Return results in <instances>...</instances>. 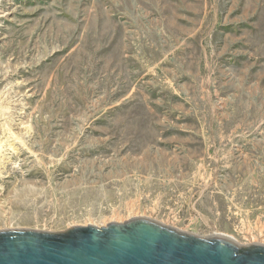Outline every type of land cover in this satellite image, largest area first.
<instances>
[{
    "label": "rangeland",
    "instance_id": "1",
    "mask_svg": "<svg viewBox=\"0 0 264 264\" xmlns=\"http://www.w3.org/2000/svg\"><path fill=\"white\" fill-rule=\"evenodd\" d=\"M0 11V231L143 217L264 245V0Z\"/></svg>",
    "mask_w": 264,
    "mask_h": 264
},
{
    "label": "water",
    "instance_id": "2",
    "mask_svg": "<svg viewBox=\"0 0 264 264\" xmlns=\"http://www.w3.org/2000/svg\"><path fill=\"white\" fill-rule=\"evenodd\" d=\"M0 264H264V245L242 247L140 217L60 233L0 231Z\"/></svg>",
    "mask_w": 264,
    "mask_h": 264
},
{
    "label": "bare ground",
    "instance_id": "3",
    "mask_svg": "<svg viewBox=\"0 0 264 264\" xmlns=\"http://www.w3.org/2000/svg\"><path fill=\"white\" fill-rule=\"evenodd\" d=\"M0 13L2 14V12H1V11H0ZM1 14H0V15H1ZM2 15H3V14H2ZM2 15H1V16H2Z\"/></svg>",
    "mask_w": 264,
    "mask_h": 264
}]
</instances>
